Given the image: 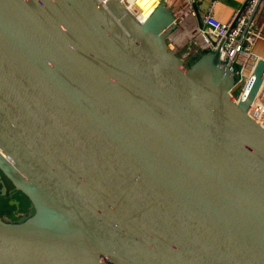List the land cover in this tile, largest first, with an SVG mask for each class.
<instances>
[{"label":"water","instance_id":"obj_1","mask_svg":"<svg viewBox=\"0 0 264 264\" xmlns=\"http://www.w3.org/2000/svg\"><path fill=\"white\" fill-rule=\"evenodd\" d=\"M163 2L0 0V264H264V126L220 51L189 68Z\"/></svg>","mask_w":264,"mask_h":264},{"label":"built area","instance_id":"obj_2","mask_svg":"<svg viewBox=\"0 0 264 264\" xmlns=\"http://www.w3.org/2000/svg\"><path fill=\"white\" fill-rule=\"evenodd\" d=\"M119 1L140 23L163 2L174 18V29L166 39L167 45L182 62L187 56H193L195 60L202 53L220 51L222 62L234 72L233 100L242 94L256 62L264 61V0H245L226 21H220L213 15L219 0H211L201 13L198 7L200 0ZM148 2L155 6L145 15L142 6ZM248 115L264 126V72L250 101Z\"/></svg>","mask_w":264,"mask_h":264},{"label":"rangeland","instance_id":"obj_3","mask_svg":"<svg viewBox=\"0 0 264 264\" xmlns=\"http://www.w3.org/2000/svg\"><path fill=\"white\" fill-rule=\"evenodd\" d=\"M193 58V56H187L185 58V61L182 62L183 67L186 69L189 68L194 61ZM9 185V189H12L11 184ZM10 191L12 192V190ZM10 194L7 195V193H4L0 196V216H5L12 220H20L22 216L27 215L31 212L30 204L22 194L16 193L13 196H11ZM9 214L14 215L11 218Z\"/></svg>","mask_w":264,"mask_h":264},{"label":"crops","instance_id":"obj_4","mask_svg":"<svg viewBox=\"0 0 264 264\" xmlns=\"http://www.w3.org/2000/svg\"><path fill=\"white\" fill-rule=\"evenodd\" d=\"M211 0H200L199 2V13L203 12L205 8H207L209 2ZM219 4H217L213 10V15L220 21H226L229 19L232 11L241 5L245 0H219ZM14 214H9L11 218ZM16 216V215H15Z\"/></svg>","mask_w":264,"mask_h":264},{"label":"bare ground","instance_id":"obj_5","mask_svg":"<svg viewBox=\"0 0 264 264\" xmlns=\"http://www.w3.org/2000/svg\"><path fill=\"white\" fill-rule=\"evenodd\" d=\"M155 6V4H153V2H148L145 6H142L143 9V13L146 15L153 7ZM263 58V56H260ZM257 120H261V119H257Z\"/></svg>","mask_w":264,"mask_h":264},{"label":"flooded vegetation","instance_id":"obj_6","mask_svg":"<svg viewBox=\"0 0 264 264\" xmlns=\"http://www.w3.org/2000/svg\"><path fill=\"white\" fill-rule=\"evenodd\" d=\"M2 180H3V182L6 184V188H7V190H6V193H7V195H9L10 193V195L11 196H13V195H15L17 192H14L13 190H12V192L10 191L11 189H9V182L5 179V177L4 176H2ZM0 190H1V185H0ZM2 195V193L0 192V196Z\"/></svg>","mask_w":264,"mask_h":264}]
</instances>
